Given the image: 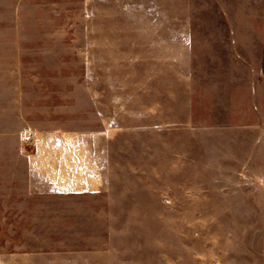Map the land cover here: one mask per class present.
<instances>
[{
  "label": "rangeland",
  "instance_id": "obj_1",
  "mask_svg": "<svg viewBox=\"0 0 264 264\" xmlns=\"http://www.w3.org/2000/svg\"><path fill=\"white\" fill-rule=\"evenodd\" d=\"M193 5L160 81L94 0H0V264H264V0Z\"/></svg>",
  "mask_w": 264,
  "mask_h": 264
},
{
  "label": "crops",
  "instance_id": "obj_2",
  "mask_svg": "<svg viewBox=\"0 0 264 264\" xmlns=\"http://www.w3.org/2000/svg\"><path fill=\"white\" fill-rule=\"evenodd\" d=\"M167 1L94 0L95 33H100V43L103 40L105 48L127 46L143 50L142 59L149 66V73L160 81L167 71L176 74L177 80L190 74L195 31L193 0ZM115 31L118 36L114 39ZM115 40L117 45H113ZM59 253L68 262L77 256L76 252ZM32 254L25 252L21 256L33 259ZM38 255L44 260L50 254Z\"/></svg>",
  "mask_w": 264,
  "mask_h": 264
}]
</instances>
